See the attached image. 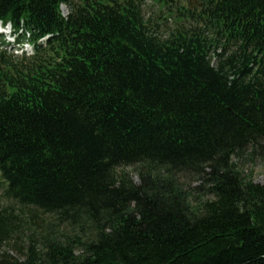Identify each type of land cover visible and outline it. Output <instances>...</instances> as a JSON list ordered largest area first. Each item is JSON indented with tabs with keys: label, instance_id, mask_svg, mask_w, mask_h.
<instances>
[{
	"label": "trees",
	"instance_id": "obj_1",
	"mask_svg": "<svg viewBox=\"0 0 264 264\" xmlns=\"http://www.w3.org/2000/svg\"><path fill=\"white\" fill-rule=\"evenodd\" d=\"M156 1L0 0L3 196L70 230L0 264H264V0Z\"/></svg>",
	"mask_w": 264,
	"mask_h": 264
},
{
	"label": "rangeland",
	"instance_id": "obj_2",
	"mask_svg": "<svg viewBox=\"0 0 264 264\" xmlns=\"http://www.w3.org/2000/svg\"><path fill=\"white\" fill-rule=\"evenodd\" d=\"M187 3L188 0H170L168 1V4L171 7L170 12L173 15V18L169 20L166 23L167 27H163L162 29H167L175 25L177 22L180 21L181 18L178 17V15L175 14V6L179 3ZM190 7L196 8L201 6L200 2L198 0H190ZM145 17H150L154 20H158L157 17L161 14L165 15L167 12V9L163 6V2H158L156 0H143L142 5ZM61 11L63 14L68 13V7L63 5L61 8ZM161 21V20H160ZM9 39L6 38L5 35L0 36V40H5L8 42V46L4 47L9 52L17 53L18 49H20L15 43L17 42H24L25 39L20 37V41H16V39L11 40V37L13 35H8ZM11 43H14V46H12ZM27 52H30V49H26ZM241 169L244 171V173H251L252 178L255 182L264 183V164L257 160H254L252 162L248 160H244L240 164ZM126 170L130 171L131 169L129 167L126 168ZM132 178L136 180V176L134 173H132ZM198 183H193L191 187L197 185ZM5 187V183L0 178V208L5 207L6 212H11L18 217L13 220L14 229L12 238L7 241L6 243L1 244L0 247V253L4 252L6 255L10 256L11 258H24V254L26 253L25 249L28 246V240L29 236H35L34 234H40L42 233V230H44L47 226L52 227V234H58L64 233V234H70L69 231L64 225H60L55 220L54 216L50 214H42L39 211H36L34 209H27V208H20L15 202L12 200H9L3 196V189ZM197 196V195H196ZM205 196H202L201 198H204ZM197 199V197H196ZM37 234V235H38Z\"/></svg>",
	"mask_w": 264,
	"mask_h": 264
},
{
	"label": "clouds",
	"instance_id": "obj_3",
	"mask_svg": "<svg viewBox=\"0 0 264 264\" xmlns=\"http://www.w3.org/2000/svg\"><path fill=\"white\" fill-rule=\"evenodd\" d=\"M11 29H12V25H11L10 22H9L7 25H2V24H0V32H4L6 38H8V39H9L8 33L11 31ZM14 39H15V36L13 35V36L11 37V40L14 41ZM24 49H32V45H31V43H30V42H25V43L21 46V48L18 49L17 54H18V55H24V54H25V53H24ZM28 54H30V55H31V54H34V50H33L32 52H29Z\"/></svg>",
	"mask_w": 264,
	"mask_h": 264
},
{
	"label": "water",
	"instance_id": "obj_4",
	"mask_svg": "<svg viewBox=\"0 0 264 264\" xmlns=\"http://www.w3.org/2000/svg\"><path fill=\"white\" fill-rule=\"evenodd\" d=\"M201 5V4H200Z\"/></svg>",
	"mask_w": 264,
	"mask_h": 264
}]
</instances>
